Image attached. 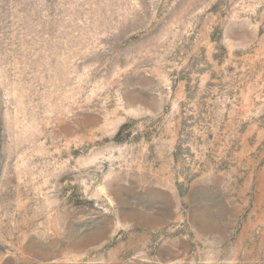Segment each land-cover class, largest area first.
I'll use <instances>...</instances> for the list:
<instances>
[{"label":"rangeland","instance_id":"rangeland-1","mask_svg":"<svg viewBox=\"0 0 264 264\" xmlns=\"http://www.w3.org/2000/svg\"><path fill=\"white\" fill-rule=\"evenodd\" d=\"M0 264H264V0H0Z\"/></svg>","mask_w":264,"mask_h":264}]
</instances>
